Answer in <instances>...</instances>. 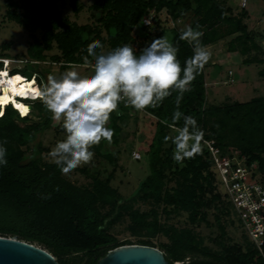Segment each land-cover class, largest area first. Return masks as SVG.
<instances>
[{
  "label": "trees",
  "instance_id": "1",
  "mask_svg": "<svg viewBox=\"0 0 264 264\" xmlns=\"http://www.w3.org/2000/svg\"><path fill=\"white\" fill-rule=\"evenodd\" d=\"M17 1L22 12H7L8 17L24 29L41 32L39 38L29 43L27 58L23 60L24 71L28 77L34 75L38 85L44 82L40 63L46 58L45 51L56 48L57 53L49 60L59 64L61 71L69 65L92 68L82 58L87 55L88 45L97 40L105 51L124 43L139 50L170 31V40L178 46V59L183 66L193 55L191 45L179 39L186 25L199 26L205 46L242 33L250 42L242 45V53L263 51L246 23L247 9L238 6L235 12L229 0H93L89 8L95 19L90 24H78L62 15L58 4L61 0ZM72 2L75 6L76 0ZM151 12L153 17L146 25L142 20ZM186 16L188 22L182 29L172 24ZM253 57L244 58L242 63H264L255 54ZM13 73L18 71L13 69ZM258 73L264 77V66ZM205 83L204 65L191 83V91L184 94L180 110L197 118L204 137L213 138L222 148L237 149L250 161L257 160L264 171V94L246 101L207 104ZM175 97L173 92L159 107L144 110L154 118V132L144 152L147 174L128 197L110 186L111 172L106 177L90 174L89 185L80 186L42 157L44 148L36 139L52 126L53 120L39 99L23 117L7 109L0 117V142L7 148L8 160L0 166V235L33 242L48 250L59 264H95L117 244L156 247L149 238L155 235L165 238L158 248L163 250L168 264H264L242 234L233 208L219 187L207 149L202 145L201 153L186 160L183 167L173 161V146L163 140L166 134H172L171 129L160 121L170 120ZM123 109L121 105L109 121L108 126L114 130L112 143L102 140L92 148L94 157L111 165L116 163ZM32 111L37 119L27 121ZM182 123L181 120L179 124ZM138 202L148 203L149 207L141 209ZM124 217L135 242L119 241L110 232ZM180 219L183 225L175 222ZM201 225L211 231L216 229V234L208 237L213 245L206 244L205 236L197 230ZM228 226H237L240 242L230 239Z\"/></svg>",
  "mask_w": 264,
  "mask_h": 264
},
{
  "label": "clouds",
  "instance_id": "2",
  "mask_svg": "<svg viewBox=\"0 0 264 264\" xmlns=\"http://www.w3.org/2000/svg\"><path fill=\"white\" fill-rule=\"evenodd\" d=\"M202 35L198 25H186L181 30L179 39L193 50L183 66L178 59V46L162 35L139 50L124 43L105 51L101 41L91 43L82 58L84 64H92L87 75L69 65L63 72L48 74L46 81L37 86L35 77L29 82L19 74L0 73V106L14 103L17 96L39 99L64 133L49 152L50 162L62 175H68L93 163V146L102 140L112 143L114 130L108 125L121 105L135 111L154 109L175 92L171 118L160 123L171 129L172 134H166L163 140L171 143L172 159L183 167L186 160L202 151L204 130L196 117L180 110L184 94L191 91V83L210 59L211 53L201 42ZM18 106L20 116L28 114V109L23 111L24 106ZM181 120L183 123L179 124ZM7 163V148L0 142V166Z\"/></svg>",
  "mask_w": 264,
  "mask_h": 264
},
{
  "label": "rangeland",
  "instance_id": "3",
  "mask_svg": "<svg viewBox=\"0 0 264 264\" xmlns=\"http://www.w3.org/2000/svg\"><path fill=\"white\" fill-rule=\"evenodd\" d=\"M92 2L93 0H76L74 6L72 0H61L58 4L62 15L68 17L71 21L78 24H90L95 19L89 8ZM228 3L235 8V12L239 10L238 0H229ZM74 7L77 10H74ZM246 9L249 14L246 19L248 28L254 32L255 40L261 45L263 51L252 50L246 54L242 53L240 50L242 45L250 44L242 33H234L206 46L211 53L209 61L205 64L207 104H223L233 99L246 101L253 96L264 94V77L258 73L264 63H242V60L246 57L254 58V54L264 60V0H248ZM11 11L19 14L22 12L18 1L0 0V58L7 57L10 68L28 77V73L24 71L23 60L27 58L25 54L29 43L34 41V38H39L41 32L40 30L29 31L24 29L21 24L8 17L7 12ZM187 19L188 16L179 21L177 28L182 29L187 24ZM164 35L170 40L172 33L167 31ZM3 45L6 46L3 47ZM55 53H57L56 48L44 52L46 58L40 63L44 81L50 73L63 72L59 69V64L49 60L50 56ZM72 66L82 75L90 74L92 71L91 67L87 68L84 65ZM35 100L27 101L30 107ZM21 101L26 102L23 99ZM34 113L32 111L28 115L29 120L27 121L37 119ZM121 114L119 121L121 137L117 144L118 153L116 154L115 165H111L105 159L93 157L92 164L79 167L68 175H64V177L77 185L88 186L90 183L88 176L90 174L106 177L111 172L110 186L117 189L123 197L133 194L140 179L147 174V160L144 152L154 132V118L149 114H145L144 111H135L129 107H124ZM18 123L23 124L24 122L18 121ZM63 136V130L56 121H53L50 128L37 136L36 141L39 140L42 144L41 147L44 148L42 157L45 160L50 161L49 152L51 148ZM135 151L140 153V158H133L132 153ZM81 169L84 171H81ZM148 205V203H137V206L141 209H146L149 207ZM211 213L212 210L209 214L210 219H212ZM175 222L178 225L184 224L182 219ZM127 224L128 219L124 217L110 228V232L119 241L131 240L135 242L136 237L130 234L126 227ZM197 230L205 236L206 244L213 245L208 237H213L216 234L215 228L211 231L206 226L201 225L197 227ZM227 232L232 241H241L240 230L237 226H228ZM149 238L157 248L159 243L165 241V238L158 235L149 236Z\"/></svg>",
  "mask_w": 264,
  "mask_h": 264
},
{
  "label": "built area",
  "instance_id": "4",
  "mask_svg": "<svg viewBox=\"0 0 264 264\" xmlns=\"http://www.w3.org/2000/svg\"><path fill=\"white\" fill-rule=\"evenodd\" d=\"M248 0H238L240 8H246ZM153 17L151 12L143 18L144 24H149ZM178 19L172 24H177ZM0 73L6 72L9 76L13 73L7 57L0 58ZM23 76V75H22ZM31 81L32 77L23 76ZM3 78V77H0ZM35 81L39 84L36 77ZM18 100L32 101L30 97H15ZM38 99V98H36ZM1 108V107H0ZM29 108L30 105H29ZM10 105H5L3 115ZM20 116V112L15 110ZM30 109H28V112ZM1 112V109H0ZM1 117V116H0ZM213 138L203 137L201 144L207 149L212 160V168L217 176L221 191L228 198L234 212V216L240 226L242 234L246 236L253 246L256 258L264 263V171L261 170L257 160H249L246 155L237 149L222 148L215 143ZM133 158H140V153H132Z\"/></svg>",
  "mask_w": 264,
  "mask_h": 264
},
{
  "label": "water",
  "instance_id": "5",
  "mask_svg": "<svg viewBox=\"0 0 264 264\" xmlns=\"http://www.w3.org/2000/svg\"><path fill=\"white\" fill-rule=\"evenodd\" d=\"M0 264H59L45 248L13 236L0 235ZM95 264H168L154 246L131 243L108 249Z\"/></svg>",
  "mask_w": 264,
  "mask_h": 264
},
{
  "label": "bare ground",
  "instance_id": "6",
  "mask_svg": "<svg viewBox=\"0 0 264 264\" xmlns=\"http://www.w3.org/2000/svg\"><path fill=\"white\" fill-rule=\"evenodd\" d=\"M16 75V74H15ZM19 75H21V74H19ZM22 76V75H21ZM29 82H31L30 80H29ZM35 83H36V85H37V82L35 81ZM38 86V85H37ZM8 105H10V107L12 108V110H18L19 112H20V109L18 108V107H16V105H23L24 107H27V109H29V104H27L26 102H23V101H21V100H18V99H16V98H14V103L13 102H9V103H7ZM7 104H5V105H7ZM5 105H2V106H0L1 108V112L3 113L4 112V107H5Z\"/></svg>",
  "mask_w": 264,
  "mask_h": 264
},
{
  "label": "snow or ice",
  "instance_id": "7",
  "mask_svg": "<svg viewBox=\"0 0 264 264\" xmlns=\"http://www.w3.org/2000/svg\"><path fill=\"white\" fill-rule=\"evenodd\" d=\"M18 108H19V106H18ZM23 111H27V107H24V108H23Z\"/></svg>",
  "mask_w": 264,
  "mask_h": 264
},
{
  "label": "crops",
  "instance_id": "8",
  "mask_svg": "<svg viewBox=\"0 0 264 264\" xmlns=\"http://www.w3.org/2000/svg\"><path fill=\"white\" fill-rule=\"evenodd\" d=\"M146 114V113H145ZM151 116V115H150Z\"/></svg>",
  "mask_w": 264,
  "mask_h": 264
}]
</instances>
